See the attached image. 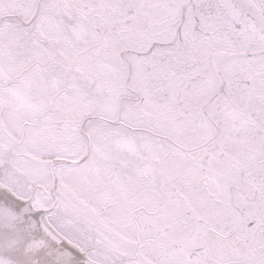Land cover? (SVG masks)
<instances>
[{"label": "snow or ice", "instance_id": "obj_1", "mask_svg": "<svg viewBox=\"0 0 264 264\" xmlns=\"http://www.w3.org/2000/svg\"><path fill=\"white\" fill-rule=\"evenodd\" d=\"M0 264H264V0H0Z\"/></svg>", "mask_w": 264, "mask_h": 264}]
</instances>
